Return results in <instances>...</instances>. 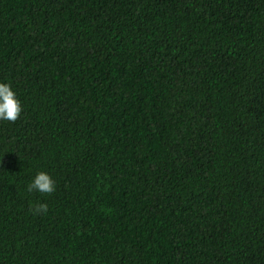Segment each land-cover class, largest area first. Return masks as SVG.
I'll use <instances>...</instances> for the list:
<instances>
[{"label":"trees","instance_id":"1","mask_svg":"<svg viewBox=\"0 0 264 264\" xmlns=\"http://www.w3.org/2000/svg\"><path fill=\"white\" fill-rule=\"evenodd\" d=\"M0 82V264H264V0H0Z\"/></svg>","mask_w":264,"mask_h":264},{"label":"clouds","instance_id":"2","mask_svg":"<svg viewBox=\"0 0 264 264\" xmlns=\"http://www.w3.org/2000/svg\"><path fill=\"white\" fill-rule=\"evenodd\" d=\"M21 110V103L11 85L0 82V120L15 121ZM27 190L51 194L55 190V182L47 173L38 172L27 185ZM34 211L37 214L47 212V205L38 203L34 205Z\"/></svg>","mask_w":264,"mask_h":264}]
</instances>
